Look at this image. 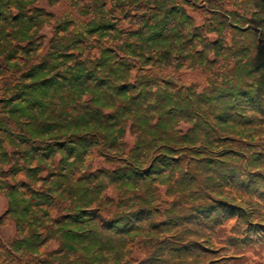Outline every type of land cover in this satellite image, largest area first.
<instances>
[{
  "label": "trees",
  "instance_id": "1",
  "mask_svg": "<svg viewBox=\"0 0 264 264\" xmlns=\"http://www.w3.org/2000/svg\"><path fill=\"white\" fill-rule=\"evenodd\" d=\"M0 197V264H264V0H0Z\"/></svg>",
  "mask_w": 264,
  "mask_h": 264
},
{
  "label": "rangeland",
  "instance_id": "2",
  "mask_svg": "<svg viewBox=\"0 0 264 264\" xmlns=\"http://www.w3.org/2000/svg\"><path fill=\"white\" fill-rule=\"evenodd\" d=\"M5 209H6V202H5V200L3 199V197H0V213H3L4 211H5ZM235 227L236 226H233V229L235 230ZM244 243H245V245H238L235 241H234V239H232L231 238V242H232V245H235V244H237V249L238 250H240V251H244L245 249H246V247L248 246V240L245 238L244 240H242ZM262 243V242H261ZM257 250L258 249H255L254 251H252L253 253H258L257 252ZM260 253H263L264 252V250L263 249H261L260 251H259ZM256 257V256H255ZM257 258V257H256ZM253 261H256L255 259H252Z\"/></svg>",
  "mask_w": 264,
  "mask_h": 264
}]
</instances>
